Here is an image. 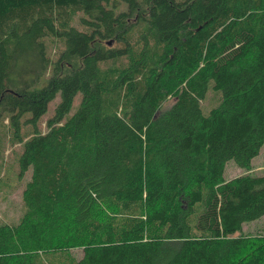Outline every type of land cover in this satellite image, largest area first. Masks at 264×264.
Here are the masks:
<instances>
[{
    "label": "trees",
    "instance_id": "trees-1",
    "mask_svg": "<svg viewBox=\"0 0 264 264\" xmlns=\"http://www.w3.org/2000/svg\"><path fill=\"white\" fill-rule=\"evenodd\" d=\"M2 128L30 178L0 264H264V175L224 178L264 144V0H0Z\"/></svg>",
    "mask_w": 264,
    "mask_h": 264
},
{
    "label": "rangeland",
    "instance_id": "rangeland-1",
    "mask_svg": "<svg viewBox=\"0 0 264 264\" xmlns=\"http://www.w3.org/2000/svg\"><path fill=\"white\" fill-rule=\"evenodd\" d=\"M216 99L217 97L212 92L209 91L206 94L205 99L201 101L203 113H208L213 106L217 105V103L215 105ZM80 101L81 94L77 93L74 97L70 111L64 116V120L74 114ZM59 102V96H56L50 101L47 113L43 115L36 124L37 131L42 133L47 131V122L53 117L55 107ZM0 130L2 135L1 137H3V141L0 142V165L2 167V177L0 181V225H16L27 212L22 203V192L30 178V170H28L22 177H18V156L20 153V146L16 144L17 137H14L15 143L13 141H9L11 137L9 129L4 131L2 128ZM32 130V127L25 126L22 128L21 132H31ZM6 173L9 175L7 176ZM243 174L264 175V144L261 147L259 154L252 160V169H242L233 161L226 164L224 172L225 180H229ZM243 233L245 235L250 234L253 236L264 235V216L254 222L244 224ZM68 252L76 258H80L83 253V248H70L68 249Z\"/></svg>",
    "mask_w": 264,
    "mask_h": 264
},
{
    "label": "water",
    "instance_id": "water-1",
    "mask_svg": "<svg viewBox=\"0 0 264 264\" xmlns=\"http://www.w3.org/2000/svg\"><path fill=\"white\" fill-rule=\"evenodd\" d=\"M108 45H111V43L109 42Z\"/></svg>",
    "mask_w": 264,
    "mask_h": 264
}]
</instances>
